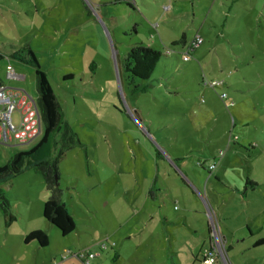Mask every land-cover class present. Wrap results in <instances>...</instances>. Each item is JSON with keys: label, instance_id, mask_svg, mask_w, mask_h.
I'll use <instances>...</instances> for the list:
<instances>
[{"label": "rangeland", "instance_id": "rangeland-1", "mask_svg": "<svg viewBox=\"0 0 264 264\" xmlns=\"http://www.w3.org/2000/svg\"><path fill=\"white\" fill-rule=\"evenodd\" d=\"M13 1L9 13L5 4V19H0V82L37 98L33 69L9 57L28 45L78 141L57 163L60 200L75 229L61 236L43 219L48 193L40 176L26 171L2 186L17 221H4L0 211V264H61L62 256L67 264H82L74 254L94 250L105 239L114 248L89 264H170L157 211L172 210V203L142 204L156 150L162 154L159 162L180 152L198 172L197 159L207 165L214 152L224 150L229 134L238 138L226 154L238 159L233 169L243 167L246 173L242 157L250 155L261 159L250 166V174L264 175V153L258 150L264 144V0H242L244 10L233 8L228 21L232 0ZM195 36L202 43L183 61ZM181 38L183 44H172ZM136 45L158 50L161 57L146 80L130 82L121 69L118 74L116 59L121 62ZM8 65L23 78H7ZM11 119L17 124L16 113ZM210 130L205 144L200 131ZM38 139L0 144V166ZM156 180L158 190L161 178ZM208 184L221 196L212 175ZM141 207L149 216L153 210L155 219L142 235L128 239L146 219L132 214ZM39 228L46 247L18 242L22 231Z\"/></svg>", "mask_w": 264, "mask_h": 264}, {"label": "crops", "instance_id": "crops-1", "mask_svg": "<svg viewBox=\"0 0 264 264\" xmlns=\"http://www.w3.org/2000/svg\"><path fill=\"white\" fill-rule=\"evenodd\" d=\"M6 3L8 5V13L12 8L11 6L14 5V1L11 3V0H0L1 21L5 19ZM241 4L242 0H232L229 13L227 10L226 21L231 18V14L234 12L233 8L237 10L243 8ZM16 77L17 79L23 78L20 75ZM0 84L3 83L0 82ZM200 133V141L205 142L209 140L211 130L207 135L202 133V131ZM227 136L224 150H219L223 153L219 159H216L219 151L214 152L213 159L205 166L202 160L197 159V167L201 169L198 172L194 170L192 172L193 168L191 165L188 166L186 156L180 152L178 153V151L175 152L173 157L169 156V154L164 156L163 161L166 160L165 164L163 161L159 162L160 160L153 161L154 174L148 185L147 192L144 191L142 194V204L150 200L153 203L160 202L159 204L162 207L165 206V201L167 200L172 203V210L165 212L158 208L157 211L161 214L163 223L162 242L168 243L170 250L169 258L172 257L170 264H173L174 259L176 264H194L195 262L198 263V261V264H200L201 254L204 250L206 251L211 248L207 210L211 212L212 217L218 223L223 245L225 244L224 249L226 247L224 256L227 264H264V245L254 246L257 241L264 238V175L258 177L252 173L250 174V166L253 164L260 165L261 159L247 155L246 157H242L244 159L241 163L243 164L242 166L246 165L248 167L247 172H241V168L243 167L237 168V170L233 169L234 165L239 166L238 159L233 156L228 157L226 154L231 145H235L238 138L229 134ZM215 139L212 138L211 140ZM217 139H219V136H217ZM232 139L235 142H231ZM251 142L253 141L246 143L247 145L250 144L249 148L252 145ZM259 145L262 148H258V150L264 153V144L259 143ZM172 146L176 147V145ZM255 148L257 149V145ZM211 163H215V167L212 172H208L207 167ZM256 168H260V166L254 167V170ZM232 170L235 171V174H231ZM211 175L215 178V182L221 185V196L220 194L217 196L216 194L219 191L215 193V188L211 184H208ZM157 178L158 180L161 178V183L160 187H157V193L152 198L149 196L148 190L152 187L153 180ZM202 180H204L203 184ZM140 213L144 214L146 219L139 229L128 233V239L135 235H142L145 227L155 219L154 211L152 210L149 216L147 213H144L143 207H141L140 212L134 209L132 214L139 216ZM2 216L4 221L8 219L7 216ZM10 216L12 218L11 222L17 221V218L12 214V210ZM37 230L41 231L43 228ZM30 231L36 230L31 229ZM27 234L29 233L22 231L18 242H24ZM99 254L101 253L99 252L93 260L99 259ZM117 259L118 255L115 252L113 260L116 261ZM61 264H67V262L64 260ZM217 264L224 263L218 262Z\"/></svg>", "mask_w": 264, "mask_h": 264}, {"label": "trees", "instance_id": "trees-1", "mask_svg": "<svg viewBox=\"0 0 264 264\" xmlns=\"http://www.w3.org/2000/svg\"><path fill=\"white\" fill-rule=\"evenodd\" d=\"M86 9L87 14H89L87 7ZM178 43L183 44V38L172 44L176 45ZM194 50L195 48L189 51V54ZM9 57L33 69L37 92V98L34 102L41 134L37 143L28 151L13 154L4 165L0 166V211L3 215L7 216L8 221H11V209L5 198L2 186L8 184L22 173L32 171L40 176L48 193L42 207L43 219L58 229L61 236H67L74 231L75 224L60 200L62 192L58 186L57 163L58 159L65 152L74 148L78 141L70 125L64 121L63 112L51 89L46 73L42 71L31 48L28 45H24ZM160 57L161 52L158 50H154L148 46L136 45L126 52L121 62H118L116 59V68L118 74L121 69L126 75V79L130 82L134 79L143 81L150 76ZM2 59L3 55L0 53V60ZM64 78L70 79L71 76L69 75ZM160 157V152L156 150L154 154L155 161H158ZM217 158H220L218 154ZM210 165H214L215 167V163H211ZM209 166L207 167V171L212 172L214 167L210 170ZM155 183L156 179L153 180V185L148 190V194L152 198L154 197V193H156ZM30 241H35L42 248L47 246V237L40 230L32 231L25 236L24 243ZM260 245H264V238L257 241L254 246Z\"/></svg>", "mask_w": 264, "mask_h": 264}, {"label": "built area", "instance_id": "built-area-1", "mask_svg": "<svg viewBox=\"0 0 264 264\" xmlns=\"http://www.w3.org/2000/svg\"><path fill=\"white\" fill-rule=\"evenodd\" d=\"M202 39L195 36L193 41L187 45L185 52L182 54V60L189 59V51L201 45ZM166 53H169L166 51ZM6 77L10 79H17L13 73L11 66L6 67ZM217 85L213 82L211 86ZM225 94L221 95V99L225 100ZM230 105V103H229ZM13 113L17 114L18 122L14 124L11 116ZM41 134L38 115L35 107V102L25 92L17 89H11L0 84V144L7 145L12 143L28 144L36 138L38 139ZM222 152L218 153L221 157ZM214 165H210L209 169H213ZM207 218L209 222V233L211 239V248L206 250L200 256V264H217L218 262L226 263L224 256V245L219 232L218 223L214 220L211 212L207 210ZM94 250L84 249L78 251L74 256L82 263L89 264L99 252L106 251L114 247V243L106 239L97 244ZM66 260L62 256L60 261ZM53 264H57L55 261Z\"/></svg>", "mask_w": 264, "mask_h": 264}]
</instances>
